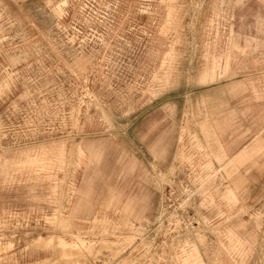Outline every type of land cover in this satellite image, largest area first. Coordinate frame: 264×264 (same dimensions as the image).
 <instances>
[{"label":"rangeland","instance_id":"obj_1","mask_svg":"<svg viewBox=\"0 0 264 264\" xmlns=\"http://www.w3.org/2000/svg\"><path fill=\"white\" fill-rule=\"evenodd\" d=\"M215 111L264 122V0H0V264H264Z\"/></svg>","mask_w":264,"mask_h":264},{"label":"crops","instance_id":"obj_2","mask_svg":"<svg viewBox=\"0 0 264 264\" xmlns=\"http://www.w3.org/2000/svg\"><path fill=\"white\" fill-rule=\"evenodd\" d=\"M224 101H222V102H224ZM214 113H215V115H217L215 117L216 129H217V132L219 134V137L224 141L223 149L225 151H227V152L230 151V150H232V151L240 150L241 151V150H243L245 148H248L249 146L252 145L251 144L252 143V139H255L254 138L255 133H258V134L260 133L257 136V138H258V140H262V142L264 144V122H262L261 124L257 125L256 117L255 118L253 117L254 115H256V113H254L252 111L251 112L249 111L247 118L242 121V123H241L242 124V129H241L242 136L240 137V139H244V141L241 144H239L237 147H234L231 142L227 141V138L228 139H232V137H229L227 135L229 133H231L233 129L229 128V129H226L223 132V127L224 126L223 125L220 126L221 116L222 115H226V113H222L220 111H215ZM219 130H220V132H219ZM233 153H235V152H231V154H233ZM222 157H223V154L220 155V156H217L218 159L222 158ZM87 159H89V161H91L90 160V156H87ZM263 172H264V169H263ZM261 186L264 187V184H262ZM228 188H230V187H228ZM230 189L233 191L232 188H230ZM233 193H234V191H233ZM86 195H87V191L84 188H77L75 190V200H74L73 206H72V208H71V210L69 212V215H68L69 218H72V217L75 216L78 208H80L82 200L86 197ZM116 209L119 210V211L126 212L127 209L128 210L130 209V205L126 204L122 208L121 207L120 208L116 207Z\"/></svg>","mask_w":264,"mask_h":264}]
</instances>
